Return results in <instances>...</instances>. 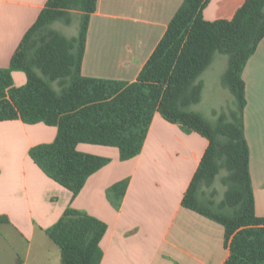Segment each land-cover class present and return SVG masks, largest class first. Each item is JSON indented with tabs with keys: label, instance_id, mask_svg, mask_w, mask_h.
Returning <instances> with one entry per match:
<instances>
[{
	"label": "trees",
	"instance_id": "obj_1",
	"mask_svg": "<svg viewBox=\"0 0 264 264\" xmlns=\"http://www.w3.org/2000/svg\"><path fill=\"white\" fill-rule=\"evenodd\" d=\"M209 0H183L133 81L81 74L86 33L96 0H47L12 53L0 67V121L20 119L56 127L51 142L32 146L29 155L51 179L74 197L109 158L79 151L78 143L114 146L120 160L136 156L153 115L207 139V147L184 192L182 206L224 228L228 255L222 264H264V217L254 210L248 168L249 148L243 132L245 105L242 71L264 37V0H244L231 19L205 20ZM78 28L67 36L53 27ZM215 53L226 56L221 84L232 94L227 110L210 121L191 106L201 99L199 78ZM24 72L15 86L11 72ZM218 178L224 186L215 199ZM126 181L108 189L119 203ZM4 218L0 217V221ZM106 224L67 207L46 229L60 249V264H99Z\"/></svg>",
	"mask_w": 264,
	"mask_h": 264
},
{
	"label": "crops",
	"instance_id": "obj_2",
	"mask_svg": "<svg viewBox=\"0 0 264 264\" xmlns=\"http://www.w3.org/2000/svg\"><path fill=\"white\" fill-rule=\"evenodd\" d=\"M47 0H0V67L10 57ZM183 0H96L90 14L81 74L133 81L164 34ZM244 0H209L205 20L231 19ZM67 36H74L67 35ZM15 86L25 83L11 72ZM243 132L249 148L254 210L264 217V37L243 71ZM56 127L20 119L0 121V232L12 240V264H27L50 251L60 264V249L48 235L67 207L106 224L99 264H222L228 255L223 226L181 200L207 147L195 131L165 120L156 112L140 152L120 160L114 146L78 143L76 148L109 158L88 176L73 197L48 177L29 155L32 146L51 142ZM126 186L119 203L108 194L118 181ZM57 247V248H55ZM57 249V250H56ZM23 258V260H22ZM0 264H5L0 256ZM43 264H46L44 258Z\"/></svg>",
	"mask_w": 264,
	"mask_h": 264
},
{
	"label": "rangeland",
	"instance_id": "obj_3",
	"mask_svg": "<svg viewBox=\"0 0 264 264\" xmlns=\"http://www.w3.org/2000/svg\"><path fill=\"white\" fill-rule=\"evenodd\" d=\"M53 27L62 31L65 35H76L78 28V13H74L73 22L70 25H64L61 22H55ZM226 56L220 53H215L210 65L202 72L199 78L203 81V89L201 93L200 101L191 106L192 110L200 112L204 117L213 121L216 115L212 114L213 110L220 112L227 110L231 105L233 97L228 89L221 84V75L226 67ZM213 187L217 191L215 199H220L224 190V186L221 185L218 178L213 184ZM12 240L0 232V256H3L5 264H12ZM57 248V247H55ZM57 250V249H56ZM37 246L32 245L31 253L27 264H43L44 258H46V264H58V260L54 263V256L50 251L43 250L38 258H35ZM23 260V258H22Z\"/></svg>",
	"mask_w": 264,
	"mask_h": 264
}]
</instances>
